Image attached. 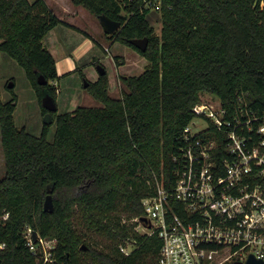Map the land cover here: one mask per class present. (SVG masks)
<instances>
[{
	"label": "trees",
	"instance_id": "trees-1",
	"mask_svg": "<svg viewBox=\"0 0 264 264\" xmlns=\"http://www.w3.org/2000/svg\"><path fill=\"white\" fill-rule=\"evenodd\" d=\"M72 2L98 18L119 20L113 37L149 64L138 76L122 77L127 90L119 98L109 94L107 73L90 82L87 89L101 106H79L54 117L42 105L40 135L18 128L13 104L0 100L6 160L0 210L10 212L0 225V241L6 243L0 264H41L24 236L28 225L41 237L56 239V262L48 264H156L160 238L138 232L133 219L143 217L142 201L156 192L157 181L173 182L175 170L184 169L189 142L183 134L197 116L201 94H215L226 110L221 127L211 121L195 135L204 144L217 136L210 150L216 170H225L226 160L235 157L230 132L248 150L264 151V0ZM152 7L159 9V34L148 16ZM63 24L76 29L45 0H0V51L24 68L40 103L46 93L56 99L54 82L67 75L59 74L43 42ZM144 37L145 52L130 42ZM80 74L86 78L81 69ZM40 75L46 85L39 84ZM256 181L264 186V177ZM48 194L53 212L44 209ZM127 241L130 254L121 249Z\"/></svg>",
	"mask_w": 264,
	"mask_h": 264
},
{
	"label": "built area",
	"instance_id": "built-area-1",
	"mask_svg": "<svg viewBox=\"0 0 264 264\" xmlns=\"http://www.w3.org/2000/svg\"><path fill=\"white\" fill-rule=\"evenodd\" d=\"M194 113L221 127L226 110L208 113L206 107L195 106ZM194 127L193 119L183 134L189 142L184 169L175 170L173 182L157 181L156 192L142 201L149 225L135 218L136 229L160 238L156 264H235L245 263L251 255L264 260V186L256 181L264 177V151L248 150L244 140L230 132L229 151L235 157L226 160L225 170H216ZM9 218L8 210H0V225ZM33 232L30 226L24 230L31 251L38 254L40 248L47 254L43 264L52 263L54 245L48 251L45 244L53 241L38 233L35 239ZM5 247L0 241V250ZM121 249L126 254L132 251Z\"/></svg>",
	"mask_w": 264,
	"mask_h": 264
},
{
	"label": "rangeland",
	"instance_id": "rangeland-1",
	"mask_svg": "<svg viewBox=\"0 0 264 264\" xmlns=\"http://www.w3.org/2000/svg\"><path fill=\"white\" fill-rule=\"evenodd\" d=\"M45 1L63 21L76 28L74 29L64 24L59 25L52 29L44 38V44L49 48L56 59L62 60L69 56H73V52H75L78 45L81 46L83 39H88V44L91 45L88 50H86L87 48L84 46L81 47L79 53L76 52L78 58L74 59L75 66L72 69H65L63 75H67L63 76L59 82H54L56 86V103L58 106V110L55 112L56 114L54 117L60 113L73 112L79 106L95 107L102 105V103L84 86V78H82L80 74L81 69L88 82L98 80L100 74L97 71L95 59L107 70L109 94L114 98H119L122 92L127 90V86L122 80L123 76H138L147 68L149 61L138 50L124 44L122 41L116 40L113 34H107L99 18L85 7L74 5L72 0ZM158 10V7H152L148 15L155 28L156 34H159L161 29ZM86 35L89 37H86ZM77 69L79 70L77 71ZM10 81H14L15 83L13 88H9L8 86ZM0 100L3 103L10 102L13 104L14 119L18 128L25 127L35 135L41 134L45 120L42 102L40 103L37 92L30 84L24 68L15 59L1 51ZM197 106L202 108L206 107L208 113H211V111L215 113L222 108L221 100L210 92L201 94V102L196 104V107ZM209 117L215 121L216 117ZM194 120L195 127L193 130L197 132L206 128L209 122H211V119H208V122L201 116H195ZM55 130L56 126L52 125L49 133L50 140L53 139ZM216 139L217 136L211 140L210 143L205 144V149L207 148L209 150V154L210 150L218 144ZM209 156L210 155H208V157ZM5 173L6 160L2 146L0 127V178H2ZM137 226L138 223L135 229ZM28 227L29 225L26 226L24 230H27ZM140 230L141 231H137L141 233L142 229ZM131 235L132 234H130V236ZM48 241L53 242H47L49 245L47 243L45 244L46 249L49 251L51 250L50 246L54 245L52 248L53 250L55 244H57L56 239ZM122 244H124V242ZM125 247L127 250H132L133 248L132 243L129 241H127ZM37 255L39 256V261H42L41 264L45 263L47 254L40 251L39 248ZM53 262H56L55 259Z\"/></svg>",
	"mask_w": 264,
	"mask_h": 264
},
{
	"label": "water",
	"instance_id": "water-1",
	"mask_svg": "<svg viewBox=\"0 0 264 264\" xmlns=\"http://www.w3.org/2000/svg\"><path fill=\"white\" fill-rule=\"evenodd\" d=\"M99 20H100V23H101L104 31L109 35L115 33L122 26V23L119 20L113 19L106 14L99 15ZM130 42L134 46H136L138 49L145 52L148 48L149 39L147 37L134 38V39H131ZM96 68H97V71L99 72L100 75H104L107 73L106 68L102 64H98ZM38 81H39V84H41V85H46L48 83V80L43 75L39 76ZM89 84H90V82H88L87 79L84 78V86L87 88L89 86ZM8 86H9V88H13L15 86L14 81H10ZM42 105L45 109H47L50 112H56L58 110L56 99L49 93H46L43 96ZM44 209L46 211H51V212L54 211V201H53L52 194L47 195L45 202H44ZM140 220L144 224L149 225V220L147 218L141 217ZM33 235H34V238L36 239L37 238V232L34 231ZM83 247H85V245H83ZM0 262H1V259H0ZM235 264H264V260L257 259L253 255H251L245 263L237 262Z\"/></svg>",
	"mask_w": 264,
	"mask_h": 264
},
{
	"label": "crops",
	"instance_id": "crops-1",
	"mask_svg": "<svg viewBox=\"0 0 264 264\" xmlns=\"http://www.w3.org/2000/svg\"><path fill=\"white\" fill-rule=\"evenodd\" d=\"M87 40L88 39H83L82 40L81 46L78 45V47L75 49V52H73V54H72L73 56H69L67 58H64L65 60L64 59H62V60L56 59V61H57V68H58V72H59L60 75H63L65 69H67V68H71L72 69L75 66L74 59H77L78 58L77 57V55H78L77 53H79L81 47H83V46L86 47L87 48L86 50L90 49L91 45L88 44V41Z\"/></svg>",
	"mask_w": 264,
	"mask_h": 264
}]
</instances>
